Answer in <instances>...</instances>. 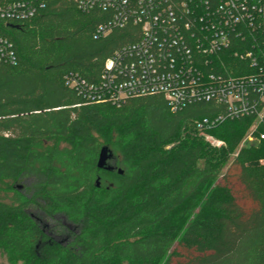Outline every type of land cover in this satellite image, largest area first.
<instances>
[{
    "label": "trees",
    "instance_id": "1",
    "mask_svg": "<svg viewBox=\"0 0 264 264\" xmlns=\"http://www.w3.org/2000/svg\"><path fill=\"white\" fill-rule=\"evenodd\" d=\"M42 3L0 19L17 56L0 63V252L13 264H264V139L234 154L251 118L201 131L208 103L84 102L65 75L96 82L138 27L98 37L109 12Z\"/></svg>",
    "mask_w": 264,
    "mask_h": 264
},
{
    "label": "built area",
    "instance_id": "2",
    "mask_svg": "<svg viewBox=\"0 0 264 264\" xmlns=\"http://www.w3.org/2000/svg\"><path fill=\"white\" fill-rule=\"evenodd\" d=\"M74 1L82 12H109L95 36L138 27L136 40L104 60L96 82L75 72L65 75L84 102L119 105L128 97L161 94L172 111L208 103L210 113L195 122L201 131L251 118L247 139H264V0ZM42 5V0L0 2V19L29 18ZM16 61L13 43L0 35V63ZM204 137L211 140L210 134Z\"/></svg>",
    "mask_w": 264,
    "mask_h": 264
},
{
    "label": "rangeland",
    "instance_id": "3",
    "mask_svg": "<svg viewBox=\"0 0 264 264\" xmlns=\"http://www.w3.org/2000/svg\"><path fill=\"white\" fill-rule=\"evenodd\" d=\"M250 128V127H249ZM249 128L244 132V134L242 135V137H241V139H240V141H239V143H238V146H237V148H236V150H235V153L234 154H236V152L239 150V148H241V147H247V146H249V145H251V144H256L258 141L256 140V139H253L252 141H249L248 139H247V136L249 135ZM210 138H211V142L212 141H218V140H220V139H218V138H216L215 136H213V135H210ZM220 141H222V140H220ZM213 143V142H212ZM234 154L232 155V156H234ZM108 163H109V159H108V161H107ZM260 162L261 163H264V157H262V158H260ZM0 264H13V263H10L9 261H8V259H7V257L4 255V254H2L1 252H0ZM15 264H21V262H16Z\"/></svg>",
    "mask_w": 264,
    "mask_h": 264
},
{
    "label": "water",
    "instance_id": "4",
    "mask_svg": "<svg viewBox=\"0 0 264 264\" xmlns=\"http://www.w3.org/2000/svg\"><path fill=\"white\" fill-rule=\"evenodd\" d=\"M112 153L109 150L107 146H102L100 153H99V158H98V167L99 168H105V169H112V167L108 164V159L111 157ZM120 172V171H119Z\"/></svg>",
    "mask_w": 264,
    "mask_h": 264
}]
</instances>
